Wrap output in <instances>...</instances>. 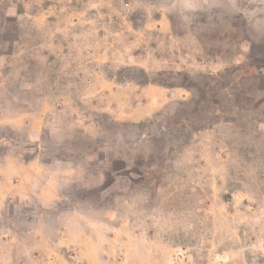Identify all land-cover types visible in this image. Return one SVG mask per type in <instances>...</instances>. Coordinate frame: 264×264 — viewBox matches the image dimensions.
I'll use <instances>...</instances> for the list:
<instances>
[{"label": "rangeland", "instance_id": "rangeland-1", "mask_svg": "<svg viewBox=\"0 0 264 264\" xmlns=\"http://www.w3.org/2000/svg\"><path fill=\"white\" fill-rule=\"evenodd\" d=\"M0 264H264V0H0Z\"/></svg>", "mask_w": 264, "mask_h": 264}]
</instances>
